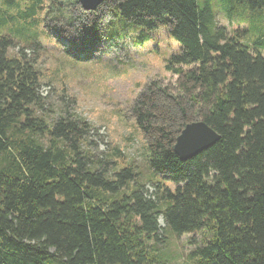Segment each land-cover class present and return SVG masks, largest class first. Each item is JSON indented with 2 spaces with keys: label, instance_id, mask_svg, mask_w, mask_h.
Listing matches in <instances>:
<instances>
[{
  "label": "trees",
  "instance_id": "obj_1",
  "mask_svg": "<svg viewBox=\"0 0 264 264\" xmlns=\"http://www.w3.org/2000/svg\"><path fill=\"white\" fill-rule=\"evenodd\" d=\"M11 9L0 27L14 23L26 49L54 36L75 60H93L100 43L141 47L164 28L180 46L166 65L179 91L154 83L135 103L148 139L149 174L139 178L135 164L118 165L119 148L93 150L92 122L49 102L36 57L0 34V264H172L163 247L186 234L200 238L189 264H264V0H104L95 10L25 0ZM221 15H250L252 41ZM200 121L219 140L181 160L177 137Z\"/></svg>",
  "mask_w": 264,
  "mask_h": 264
},
{
  "label": "rangeland",
  "instance_id": "obj_2",
  "mask_svg": "<svg viewBox=\"0 0 264 264\" xmlns=\"http://www.w3.org/2000/svg\"><path fill=\"white\" fill-rule=\"evenodd\" d=\"M24 1L0 0V14L11 12L16 15L12 5L19 3L23 7ZM50 1L47 0V5ZM69 9L72 12L75 10L70 6ZM249 16L229 21L221 15L220 23L231 32L239 29L245 36V40H240L247 43L253 38L252 32H249ZM10 28H15L14 23L0 27V34L10 33L17 49H26V42ZM43 30L48 31V28ZM56 40L54 36L50 39L42 37L40 48L33 45L26 49L38 62L44 85L43 95L56 107L63 105L65 108L68 105L75 110V114L92 122L96 129L92 136L93 150L98 145L100 151L113 154L114 148H119L122 157H115L118 165L135 164L139 178H146L149 174L146 169L148 139L136 122L133 108L142 95L154 90L155 85L172 94L178 93L179 76L168 71L166 65L170 55L179 52L180 46L161 28L153 40L141 47L129 42L122 49L106 51L100 43V48L97 46L93 51L95 58L87 61L70 57L65 47L58 45ZM195 241H200L197 234L172 237L163 248L172 264H189L188 258Z\"/></svg>",
  "mask_w": 264,
  "mask_h": 264
},
{
  "label": "water",
  "instance_id": "obj_3",
  "mask_svg": "<svg viewBox=\"0 0 264 264\" xmlns=\"http://www.w3.org/2000/svg\"><path fill=\"white\" fill-rule=\"evenodd\" d=\"M104 0H79L85 10H95ZM219 140L218 134L206 123L188 124L177 137L175 153L181 160L189 159Z\"/></svg>",
  "mask_w": 264,
  "mask_h": 264
},
{
  "label": "clouds",
  "instance_id": "obj_4",
  "mask_svg": "<svg viewBox=\"0 0 264 264\" xmlns=\"http://www.w3.org/2000/svg\"><path fill=\"white\" fill-rule=\"evenodd\" d=\"M176 145V144H175Z\"/></svg>",
  "mask_w": 264,
  "mask_h": 264
}]
</instances>
